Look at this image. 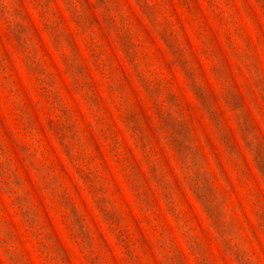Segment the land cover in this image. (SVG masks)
Returning a JSON list of instances; mask_svg holds the SVG:
<instances>
[{
  "label": "clouds",
  "instance_id": "9594fccd",
  "mask_svg": "<svg viewBox=\"0 0 264 264\" xmlns=\"http://www.w3.org/2000/svg\"><path fill=\"white\" fill-rule=\"evenodd\" d=\"M261 149L264 0H0V264H264Z\"/></svg>",
  "mask_w": 264,
  "mask_h": 264
},
{
  "label": "rangeland",
  "instance_id": "374dc122",
  "mask_svg": "<svg viewBox=\"0 0 264 264\" xmlns=\"http://www.w3.org/2000/svg\"><path fill=\"white\" fill-rule=\"evenodd\" d=\"M176 17L180 21V24H181V26L183 28V36H184V38L187 40V43L192 47L193 51H195L196 45H195V42L192 39L191 28L184 21L183 15H182V13L179 10H176ZM53 63H56L54 59H53ZM202 67L204 68L205 75L208 76L209 87H213L214 86V81H212L210 75L207 73L206 65H204L203 62H202ZM56 68H57V71L60 70V67H59L58 64H56ZM233 75H235V73H233ZM179 82H180L179 77H177V83H179ZM218 103L219 102L217 101V104ZM222 111L224 112V115H223V117H221V119L230 120V113H228L226 110H222ZM229 126H231V125L229 124ZM261 151L264 152V149H261ZM114 178H116L117 182L119 183V178L116 177L115 174H114ZM121 191H122V194L126 196V190L122 188ZM186 196L189 199V203H193L192 200H191L190 194L186 193ZM81 199L84 201V208L87 211L88 217H91L92 219L95 220L96 219L95 212L89 206L87 198L84 197L83 194H81ZM193 211L196 212V207H195L194 203H193ZM197 216L199 218L198 213H197ZM48 218H49L50 222L52 223L53 227L57 229V234L63 236L66 239V236L63 233V226L59 222V217L57 215H54L51 211H49L48 212ZM97 223L99 225V221H97Z\"/></svg>",
  "mask_w": 264,
  "mask_h": 264
}]
</instances>
